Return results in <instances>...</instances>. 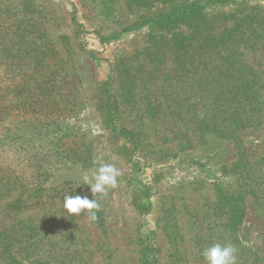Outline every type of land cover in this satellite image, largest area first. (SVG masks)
Returning <instances> with one entry per match:
<instances>
[{
  "label": "trees",
  "instance_id": "16d2710c",
  "mask_svg": "<svg viewBox=\"0 0 264 264\" xmlns=\"http://www.w3.org/2000/svg\"><path fill=\"white\" fill-rule=\"evenodd\" d=\"M100 1L109 16L116 9L112 3H118L120 16L124 19L129 14L134 15L136 10H148L132 24L121 22L125 27L121 33L102 38V43L106 44L110 39H119L123 34L139 30H146L148 38L140 49L128 56L116 57L111 62L108 80L98 87L100 110L114 137L130 144L126 153L131 157L144 156V150L152 146L148 142L152 125L146 120L163 115V109L153 107L144 112L138 109L135 97L140 76L133 64L142 57L141 61L152 67L150 72L157 73L162 65L172 61L175 74L172 79L184 84L186 90L183 94L193 111L192 114L190 110L186 112L178 100L182 92L175 93L174 98L169 95L168 99L172 101L169 105L172 108L170 122L175 135L186 139L193 133L204 141L217 136L233 142L242 152L239 161L232 165L236 175L242 178L241 192L239 189L233 192L218 189L216 206L219 219L223 220L225 215L222 228L236 235L246 217L247 197H253L264 214V181H261L264 172L257 166L258 161L253 165L246 159L248 150L240 142L245 132L257 129L264 121V68L254 62L256 55L264 57V8L251 5L255 0ZM235 7L241 10L225 14V10ZM39 9L33 6L31 10H22L21 18L17 17L13 24H0L6 35L0 48V63L7 66L12 57L21 69L12 78L0 74V204L4 205L5 216L40 214L1 227L0 264H50L51 261L52 264H67L66 260L70 264L73 254L78 253V249L71 248V254L65 253L61 259L57 258L54 253L56 242H52L51 236L45 237L48 235L47 225L54 219L53 214L46 222H37L45 210L52 211L60 204L63 207V196L67 193L73 195L72 188L45 189L42 178L46 173L38 167L28 171L24 165L27 159L36 160L37 149L30 148L43 131L48 133L53 124L58 127L55 131L62 133L57 144L62 142L67 135L63 134L66 128L62 126L74 112L73 108L79 107L75 87L64 80V63L52 46L45 26L39 21L42 14ZM34 13L38 14L37 18H33ZM74 25L78 47L94 59L96 52L88 48L87 30L76 18ZM7 31L11 34L9 40ZM117 79L122 81L121 97L109 94ZM10 98L16 100V113L7 104ZM50 110L55 114H49ZM56 114L57 118H52ZM41 116L46 118L41 119ZM27 121L43 125L24 127ZM131 124L132 127L126 126ZM181 144L188 148L191 141ZM73 159L82 160L79 153H75ZM82 161L86 163L87 160ZM261 162L264 163V158ZM35 165L38 166V162ZM149 199L147 189L134 195V203L141 214H148L152 209ZM61 211L66 210L62 208ZM101 214L96 212V216ZM45 238L47 243H44ZM44 247L50 248L44 251ZM46 252H49L47 259ZM257 254L252 255L254 264H264V258H256ZM144 255V264H155L154 250L146 248ZM239 255L245 259L241 264H251L248 253Z\"/></svg>",
  "mask_w": 264,
  "mask_h": 264
},
{
  "label": "rangeland",
  "instance_id": "374dc122",
  "mask_svg": "<svg viewBox=\"0 0 264 264\" xmlns=\"http://www.w3.org/2000/svg\"><path fill=\"white\" fill-rule=\"evenodd\" d=\"M100 3V0H0V24H13L17 17L21 18L22 10L40 7L39 21L45 26L52 46L64 63V80L75 87L74 94L79 98V107L73 108L74 112L70 118L67 116L62 126L66 128L63 134H67L62 142L57 144L62 133L56 132L58 127L53 124L48 133L43 131L30 148L37 149L36 160L24 161L28 171L38 167L46 173L42 178L45 189L71 187L73 195H87L101 204L99 211L102 214L95 221L90 220L87 213L71 215L62 212L61 204L39 216L37 222L42 223L51 214L54 216L47 225L48 235L45 237L51 236L52 242H56L54 253L57 258L61 259L65 253L71 254L72 248L74 251L78 249V253L73 254L72 264H144V250L151 248L156 256L155 264H207L203 253L215 244L234 245L236 264L244 262L239 255L242 252L248 253L251 264L255 263L253 254L258 253L256 258H264V214L253 197L246 198V217L236 235L222 228L225 215L220 220V214L216 213L218 189L233 192L241 185L242 178L232 168L242 154L239 147L217 136L204 141L191 133L184 139V136H176L172 129L169 95L174 98L175 93L182 92L178 100L186 112L193 113L183 94L186 90L184 84L172 79L175 75L172 61H167L157 73L150 72L152 67L142 62V57L133 64L140 76L135 97L138 109L142 112L153 107L163 109V115L146 120L152 125L148 133V142L152 146L144 150V156L131 157L126 153L130 144L114 137L100 110L98 87L108 80L111 62L116 57L128 56L140 49L148 38L146 30L123 34L119 39L106 41V44L102 43V38L121 33L125 28L121 22L132 24L148 10H136L134 15L129 14L124 19L120 16L118 3H112L116 8L112 16ZM251 5L264 8V0H255ZM236 10L241 8L227 9L225 14ZM37 16L33 14V18ZM74 18L88 32L86 41L88 48L96 52L94 59L78 47ZM7 33L9 40L11 34ZM5 36L0 26V48ZM1 54L0 49V60ZM10 59L7 66L0 63V74L12 78L21 69L17 67V61ZM254 62L264 68L262 55H256ZM122 90V81L117 79L109 94L121 97ZM7 104L16 113V100L10 98ZM50 113L53 112L50 110ZM52 118H57V114ZM35 125L41 127L43 124L27 121L24 127L35 128ZM186 140L191 141L188 148L181 144ZM240 142L248 150L246 159L253 165L258 161L257 166L264 172V163L261 162L264 158V121L257 129L245 132ZM75 153L87 160L86 163L73 159ZM103 164H113L119 169L118 186L110 188L107 194L93 197L89 186L84 185L83 177H91ZM136 170L138 173L134 174ZM145 189L149 192L152 209L148 214H141L133 198ZM4 210V205L0 204V229L15 220L40 215L32 212L5 216ZM47 242L45 238L44 243ZM49 248L44 247V251ZM48 255L49 252L44 254L46 259ZM66 261L68 264L69 260Z\"/></svg>",
  "mask_w": 264,
  "mask_h": 264
},
{
  "label": "clouds",
  "instance_id": "9594fccd",
  "mask_svg": "<svg viewBox=\"0 0 264 264\" xmlns=\"http://www.w3.org/2000/svg\"><path fill=\"white\" fill-rule=\"evenodd\" d=\"M120 171L113 164H103L90 177H83L84 185H88L93 197L97 194H107L110 188L118 186ZM63 208L71 215L87 213L92 221L97 219L96 212L101 208L97 199H89L87 195H72L67 193L63 196ZM237 249L234 245L215 244L207 249L203 256L207 264H236Z\"/></svg>",
  "mask_w": 264,
  "mask_h": 264
}]
</instances>
